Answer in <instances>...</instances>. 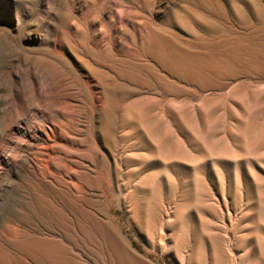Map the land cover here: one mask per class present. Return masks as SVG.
Returning <instances> with one entry per match:
<instances>
[{
  "label": "rangeland",
  "instance_id": "rangeland-1",
  "mask_svg": "<svg viewBox=\"0 0 264 264\" xmlns=\"http://www.w3.org/2000/svg\"><path fill=\"white\" fill-rule=\"evenodd\" d=\"M0 264H264V0H0Z\"/></svg>",
  "mask_w": 264,
  "mask_h": 264
}]
</instances>
